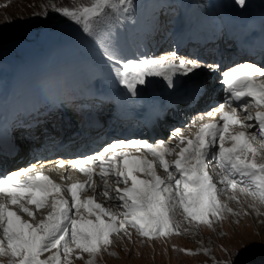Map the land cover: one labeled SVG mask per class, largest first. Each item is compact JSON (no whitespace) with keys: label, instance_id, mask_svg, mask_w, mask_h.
Masks as SVG:
<instances>
[{"label":"snow or ice","instance_id":"snow-or-ice-1","mask_svg":"<svg viewBox=\"0 0 264 264\" xmlns=\"http://www.w3.org/2000/svg\"><path fill=\"white\" fill-rule=\"evenodd\" d=\"M235 3L244 7L246 0H235ZM128 6L129 0H94L90 7H56L54 10L70 23L82 25V31L92 36L108 22L110 13L106 9L123 14L128 11ZM177 55L172 52L170 56L122 60L107 45L104 47V56L113 65L117 82L133 97L137 94V87L145 85L149 76L163 77L171 87L172 76L177 73L186 76L202 66L194 59H180L177 63L173 59ZM252 73L264 77V69L251 62L239 63L234 70L223 72L228 95L218 108L222 124L217 121L204 123L194 138L181 137L180 144L184 146L180 147L173 161L165 159L173 149L165 146L163 141L153 143L133 138L112 141L104 145L98 154L72 159L71 166L87 176L85 182L62 186L42 172L30 174L35 166L23 170L22 177L17 171H11L0 178V194L5 197L0 200V257L16 258L12 264H53V261L55 264H66L74 248L94 254L100 251L101 246L111 243L112 234L120 231L127 234V227L135 228L140 236L149 239L168 236L174 231L171 213L177 208L183 210L186 219L211 227L213 221L223 219L226 205L218 197L226 190L233 192L229 197L231 200H238L235 195L238 190L240 194L258 198L264 204V163L256 162L259 150L252 144L257 136L244 131H231L237 127L251 128L253 124H246L245 121L255 119L259 125V135L264 136V112L257 111L254 118L247 111L253 102L257 108L264 106V80H258ZM235 102L239 103L233 106ZM226 105L230 111L225 110ZM206 114L211 116L213 112ZM217 141L218 151H213ZM226 142H230L231 146L226 147ZM128 148L143 149L144 152L141 156H134L125 151ZM109 152L111 155L105 159V154ZM249 153L250 157L247 155ZM148 155L153 159H147ZM208 156L218 161L221 170L218 178L222 187L218 188L206 171ZM82 161L87 166H83ZM156 161L167 174L166 178L156 174ZM97 162L98 175L105 185L103 195L120 202L117 207L123 209L119 213L122 218L91 196L81 199L87 187L96 190L93 176L97 175L94 171ZM137 173L151 179L140 178ZM109 175L124 184L112 195H109L108 180L105 179ZM65 192L71 197L70 200ZM49 200L51 211L39 221L23 203L26 201L40 210L48 206ZM9 205L17 206L20 212L32 217V222L22 219ZM81 210L95 219L86 218ZM227 211L231 213L233 210L227 208ZM50 249H56L57 253L48 260H42V254ZM61 249L63 258L60 256ZM182 251L192 254L190 249ZM216 264H234V260L230 258Z\"/></svg>","mask_w":264,"mask_h":264},{"label":"rangeland","instance_id":"rangeland-1","mask_svg":"<svg viewBox=\"0 0 264 264\" xmlns=\"http://www.w3.org/2000/svg\"><path fill=\"white\" fill-rule=\"evenodd\" d=\"M93 2L94 0H0V57H6L8 51L5 48L11 44L13 57H23L28 53L38 55L36 50L47 48L54 52L62 45L60 43L63 40L72 42L71 38L78 47L84 48L88 44V48L94 47L93 42L96 40L82 31V25L70 23L54 10L56 7H90ZM106 11L110 13L109 18L115 14L111 9ZM100 30L101 27L96 33ZM103 39L104 37L100 40ZM147 54L149 57L167 56L159 50ZM104 63L111 67L109 61L104 60ZM259 161L264 163L262 158ZM256 162L258 163L257 160ZM227 192H222L218 197L226 205L223 219L213 221L211 227L186 219L183 210L177 208L171 217L174 226L172 234L149 239L132 229L127 230V234L121 231L114 233L116 236L112 237L111 243L101 246L100 251L94 254L74 248L72 257L68 256L71 258H68L66 264H216L217 261L230 258L234 260V264H264V204L258 198L240 194L238 190L235 192L238 200H231L229 197L233 192ZM227 208L233 211L229 213ZM21 217L26 218L27 215ZM36 218L39 221L44 217L37 215ZM183 249H190L192 254H186ZM50 255L54 256L55 253ZM15 259L3 256L0 264H12ZM41 259H50L49 252L42 255Z\"/></svg>","mask_w":264,"mask_h":264},{"label":"bare ground","instance_id":"bare-ground-1","mask_svg":"<svg viewBox=\"0 0 264 264\" xmlns=\"http://www.w3.org/2000/svg\"><path fill=\"white\" fill-rule=\"evenodd\" d=\"M242 12H243L244 17H245V19H243L244 20L243 23H244V22H247L249 20L250 16L246 11L242 10ZM225 17L232 18L233 16H231L230 14H225ZM240 23H241V21H238L235 24H233V26L236 24H240ZM105 31H110V27H106ZM104 39H106L107 42ZM104 39L100 42L101 46L105 47V45H107L110 49H113V50L116 49V48H113L109 44V42H108L109 40H107L106 37H104ZM60 44H62V45H60ZM60 44H59L60 45L59 48L57 50H55L54 52L50 51L51 48L50 49L47 48L43 52V54L38 53V55H37L35 53H28L25 57L27 59V64H25L24 62H21V61H16L15 70L13 71V82L18 81V79H21L23 77L21 79L22 84H20V83L18 84V91L23 86V83L25 81L26 89L28 91L30 98L36 96L37 93L42 94L45 92L47 94V93L51 92L60 83V74H59L60 57L57 55L61 54L62 56H67L66 58L63 59V64H65V67H67L70 70L67 77H75L76 79L81 78L83 80H87V82L89 84L97 85L96 89L101 90V94L99 96H104V99H108L109 97H114L115 96L114 91L116 88L117 89L123 88L122 94H123V97L125 98V94L127 91L124 89L123 86H121L117 82L118 80H113L109 83L107 76L103 75L101 71H99V72H98V70L95 71L94 65H96V63L98 61H100L99 58H94L95 56L94 57L89 56L90 60L85 59L86 51L89 50L87 45L84 48L82 46L78 47V45L76 46L75 44H71V42L68 40H63ZM28 52H32V51H28ZM151 53H154V51ZM155 53H156V51H155ZM50 55L54 56V61H53V59L49 58ZM143 57H149V54L140 56V58H143ZM137 58H139V56ZM190 60H192V59H190ZM52 62H53L54 66L52 65ZM87 67H90V69H88ZM89 72H91V73L89 74ZM83 75H87V76L84 78ZM178 75H179V73L172 76V80L177 81V78H179ZM150 77L153 78L154 80L151 79ZM72 79H74V78H71V80ZM156 80H159V78L149 76V77H147V83L145 85H141V86L137 87L136 91H137L138 100H135L136 105L144 103V104L150 105L152 107L154 105H161V104L165 103V101L168 100V98L171 95V93H169L170 87L168 86V82L164 81V82L159 83V82H156ZM72 84L75 88L78 87L73 82H72ZM103 89H105L104 93H106V91H107L106 95H104V93H102ZM14 92H15V89L12 88L11 93H14ZM206 92L207 91H201V93H206ZM201 93L199 95H201ZM254 110H255V107L252 108L251 106L247 109V111L249 113H253ZM0 121H2V120L0 119ZM233 132H236V131H233ZM161 136L162 135H158V137H161ZM168 140L173 141L174 138L168 139ZM256 144L257 145L261 144V147H262L261 141L259 143H256ZM171 145H172V143H168L166 146L171 147ZM27 146H28V143L23 142L21 145V148H20L21 151H19L18 155L14 159H16L18 156H26V151L28 150ZM165 158L168 160L167 156H165ZM34 160H32V162ZM149 160H152V159L149 158ZM156 166H159L158 162H155L154 167H156ZM162 172L165 173L164 171H162ZM230 192H231V190H230ZM224 198H225V196H224ZM103 200L105 201V198H103ZM41 212L42 211H40L38 213H41ZM174 213H175V211L172 213L171 217L174 215ZM84 216L86 217L85 214H84ZM21 218L24 220L26 219L23 217H21ZM29 219L31 220L33 218L29 217ZM35 220L38 221V218L35 217ZM244 220H247V219H244ZM0 231H2V229H0ZM0 236L2 237L1 233H0ZM0 259H1V257H0Z\"/></svg>","mask_w":264,"mask_h":264}]
</instances>
